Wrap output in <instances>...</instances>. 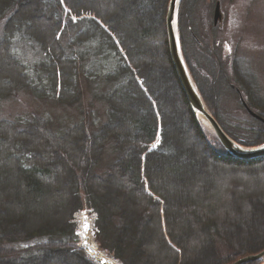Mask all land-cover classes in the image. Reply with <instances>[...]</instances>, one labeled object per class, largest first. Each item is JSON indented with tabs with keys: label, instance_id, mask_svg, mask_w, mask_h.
I'll return each mask as SVG.
<instances>
[{
	"label": "trees",
	"instance_id": "trees-1",
	"mask_svg": "<svg viewBox=\"0 0 264 264\" xmlns=\"http://www.w3.org/2000/svg\"><path fill=\"white\" fill-rule=\"evenodd\" d=\"M169 1L0 0V109L20 91L51 102L0 116V264H98L77 245L83 208L122 264H230L264 250V156H229L194 113L170 54ZM216 1H181L183 53L225 132L263 145L264 120L237 90L264 119L257 72L235 55L228 73L224 45L198 26Z\"/></svg>",
	"mask_w": 264,
	"mask_h": 264
},
{
	"label": "rangeland",
	"instance_id": "rangeland-1",
	"mask_svg": "<svg viewBox=\"0 0 264 264\" xmlns=\"http://www.w3.org/2000/svg\"><path fill=\"white\" fill-rule=\"evenodd\" d=\"M221 11L223 19L218 24L214 25V7L213 5H207L205 9H202L201 16L199 14V28L201 35L207 39H212L214 36L217 40L222 42L225 48L226 57V70L231 73V59L235 55H239L243 59L245 65L249 64L250 68L257 72L261 91L264 95V0H220ZM214 28V29H213ZM213 29V31H212ZM33 59V53L30 52L25 58L26 61ZM7 67V66H6ZM2 67V69H6ZM8 68V67H7ZM85 102L90 105L93 104L96 110L97 116H103L106 112V104L100 101H93L90 94L87 92L84 98ZM232 106H237L238 98L233 94H229L226 98ZM51 102L40 101L35 99L28 93L15 92L14 95L7 99L0 109L1 117H8L16 113L25 112H43L44 110H51ZM55 113H61L62 110L58 106L52 107ZM69 112V110H67ZM71 113V112H69ZM160 142V137L151 144L150 148H155ZM220 177L217 174L215 177ZM222 181V180H221ZM219 196H222L224 189L226 188V182H223ZM242 215V213H239ZM94 227L90 232L95 234V220L96 214L88 212ZM78 216V215H77ZM242 219V218H241ZM80 232V229H78ZM79 241H82L80 238ZM219 249L223 254L231 252L224 242H219ZM109 256V255H108ZM110 257V256H109ZM118 262V261H117ZM264 263V258L261 262ZM258 264V263H257Z\"/></svg>",
	"mask_w": 264,
	"mask_h": 264
},
{
	"label": "water",
	"instance_id": "water-1",
	"mask_svg": "<svg viewBox=\"0 0 264 264\" xmlns=\"http://www.w3.org/2000/svg\"><path fill=\"white\" fill-rule=\"evenodd\" d=\"M182 0H170L168 5V11L166 16V27L168 34V42L170 54L177 71L179 80L182 84L184 91L188 97L191 108L198 117H204L207 120V123L212 128L213 132L218 136L222 144L227 149L228 155L235 158L251 159L256 157L264 156V147H245L235 140H233L221 127L219 122L211 114L207 108L199 89L197 88L192 75L189 71L183 52L181 49L180 39L177 34V17L178 9ZM222 18L221 13V2L218 1L215 6L214 12V22L215 24ZM244 106L248 109L251 115L260 118L261 117L252 111L243 97H241ZM264 258V250L257 254H251L245 257H242L231 264H245L247 262H254L262 260Z\"/></svg>",
	"mask_w": 264,
	"mask_h": 264
},
{
	"label": "bare ground",
	"instance_id": "bare-ground-1",
	"mask_svg": "<svg viewBox=\"0 0 264 264\" xmlns=\"http://www.w3.org/2000/svg\"><path fill=\"white\" fill-rule=\"evenodd\" d=\"M202 118L207 123V120L203 116H202ZM86 225L87 224H84L82 227V229L85 233L84 242H83L85 245V249L94 258H96L99 262H104L105 264H116V262H114V260L108 258L107 255L98 248V245H97L95 239L93 238V236L89 232L88 225H87V227H86Z\"/></svg>",
	"mask_w": 264,
	"mask_h": 264
},
{
	"label": "snow or ice",
	"instance_id": "snow-or-ice-1",
	"mask_svg": "<svg viewBox=\"0 0 264 264\" xmlns=\"http://www.w3.org/2000/svg\"><path fill=\"white\" fill-rule=\"evenodd\" d=\"M73 19H75V17H73ZM262 147H264V145H262ZM86 227H87V225H86Z\"/></svg>",
	"mask_w": 264,
	"mask_h": 264
}]
</instances>
